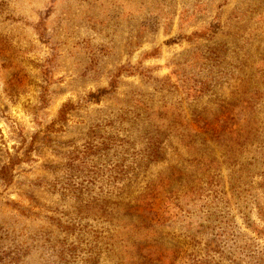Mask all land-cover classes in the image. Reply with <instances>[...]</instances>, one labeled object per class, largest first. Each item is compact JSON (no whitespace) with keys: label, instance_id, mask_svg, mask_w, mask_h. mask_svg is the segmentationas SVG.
<instances>
[{"label":"rangeland","instance_id":"1","mask_svg":"<svg viewBox=\"0 0 264 264\" xmlns=\"http://www.w3.org/2000/svg\"><path fill=\"white\" fill-rule=\"evenodd\" d=\"M0 264H264V0H0Z\"/></svg>","mask_w":264,"mask_h":264}]
</instances>
